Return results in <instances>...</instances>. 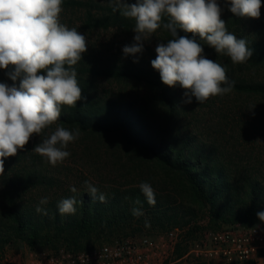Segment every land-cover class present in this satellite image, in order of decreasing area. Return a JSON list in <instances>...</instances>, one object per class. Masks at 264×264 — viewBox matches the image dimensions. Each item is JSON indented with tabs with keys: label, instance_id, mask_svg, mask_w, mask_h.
Here are the masks:
<instances>
[{
	"label": "trees",
	"instance_id": "obj_1",
	"mask_svg": "<svg viewBox=\"0 0 264 264\" xmlns=\"http://www.w3.org/2000/svg\"><path fill=\"white\" fill-rule=\"evenodd\" d=\"M125 3L133 4L136 0ZM229 7L228 16H221L227 30L238 39H245L252 50L253 55L246 64L264 70V36L247 24V17L235 16ZM62 9L85 14L83 28L86 30L120 28L131 32L135 29V20L123 16L122 6L112 0L105 3L63 0ZM167 21L165 16L155 33L169 40L173 37L163 28ZM178 35L192 38L182 30H178ZM196 39L204 52L212 54L214 61L226 67L229 81L234 82L229 94L264 99V81L234 78L226 64L231 59L216 53L199 37ZM218 55L226 62H221ZM73 67L83 98L75 107L62 106L60 118L52 125L78 128L86 137L115 141L127 155V173L134 179L107 190L97 187L106 197L105 202H100L77 185L62 189L61 181L45 173L48 167L38 157L27 158L25 153H20L18 157L7 158L10 163L4 161L5 171L0 177L3 194L0 250L5 245L23 243L36 252L45 247H51L55 253L60 247L74 253L90 252L142 232L165 233L188 224L198 212L206 214L212 231L264 224L257 216L258 212H264L262 158L248 151L253 158H244L237 146L226 140L230 135L226 124L216 126L213 138L192 132L186 114L188 98L183 101L177 92L182 87H168L152 66L140 65L132 59L122 65L105 67H92L80 60ZM11 71V68L0 69V83L18 87L19 78L11 80L8 75ZM97 79L143 84L152 91L154 106L149 107L143 102L146 100L139 98H100L96 94ZM220 120L225 121V116H220ZM229 138L233 139L234 135ZM155 170L162 173V182L152 174ZM142 182L153 188L155 205H150L142 193L139 187ZM72 187L77 189L76 193L71 191ZM30 192L36 193L35 199L28 197ZM73 196L77 199L76 213H59V202ZM43 197L49 201L41 206L46 209V215L35 211ZM133 209L142 214L133 215ZM198 229L194 226L187 230L184 241L174 250L173 264L187 255V240Z\"/></svg>",
	"mask_w": 264,
	"mask_h": 264
},
{
	"label": "clouds",
	"instance_id": "obj_2",
	"mask_svg": "<svg viewBox=\"0 0 264 264\" xmlns=\"http://www.w3.org/2000/svg\"><path fill=\"white\" fill-rule=\"evenodd\" d=\"M122 6V15L135 20V36L132 45L123 47L125 56H136L143 51V43L161 28L172 39L160 43L153 69L160 74L168 87L179 85L188 96L203 103L213 96L232 91L227 69L204 54L203 40L216 53L226 55L233 64L246 63L253 55L245 39L237 38L227 30L221 18L218 0H136ZM229 11L237 17L259 18L261 0H227ZM63 0H0V69L11 68V80L19 78V86L0 83V175L5 171L4 161L16 156L29 144L33 136L54 124L61 115V107H75L82 90L77 81L74 65L87 52V41L76 28H68L60 22ZM113 11H116L114 8ZM178 30L190 33L178 35ZM67 66V67H66ZM222 85H227L222 87ZM80 129L70 131L57 127L55 131L35 146L34 151L46 157L52 166L70 156L65 149L79 138ZM93 199L105 202V195L97 187L85 181ZM142 193L150 205H155L154 190L147 182L140 184ZM77 192L75 187L71 188ZM43 197L35 211L47 214L41 207L48 204ZM75 196L58 204L61 214H75ZM133 209V215H141ZM264 222V212H258Z\"/></svg>",
	"mask_w": 264,
	"mask_h": 264
},
{
	"label": "rangeland",
	"instance_id": "obj_3",
	"mask_svg": "<svg viewBox=\"0 0 264 264\" xmlns=\"http://www.w3.org/2000/svg\"><path fill=\"white\" fill-rule=\"evenodd\" d=\"M98 1L105 3L108 0ZM112 1L117 3V0ZM131 1L133 0H124V2ZM218 3L222 9L221 16H228L226 13L229 7L227 0H218ZM261 3L260 17L256 19L247 17V24L255 28V31L261 36H264V30H262V28L264 29V0H261ZM84 17L85 14L81 11L63 9L60 13V22L68 28H76L77 31L85 36L88 50L82 55L81 61L92 67L122 65L123 63H126L128 59H132L135 63L143 66H151V61L156 58V47L160 43H166L168 41V39L163 37L161 33H153L147 41H144L143 51L141 53L136 54V56H125L122 51L123 47L135 43L134 30L131 32L124 31L120 28H110L108 30H86L83 28ZM204 54L209 59L214 60L215 58L208 52H204ZM218 56L220 57L221 62H226L224 58L220 55ZM226 64L229 68V74L236 79L264 81V70L262 69L250 67L246 63L233 64L231 61H227ZM95 86L96 94L100 98H139L146 100L143 102L148 104L149 107L154 106L151 100L152 91L143 84L134 81L118 82L110 79H97L95 80ZM177 92L180 93L183 101L188 98V96L185 95V90L183 88H177ZM240 109H243L244 111H241ZM186 114L192 132L196 134L203 133L205 137L213 138L218 129L216 126L219 123L226 124L229 127V136L234 135L233 139L228 136L226 140H229L231 144L236 145L237 149L242 152L244 158H253L251 155L247 154L248 151L253 153L254 156H260L264 162V99L261 100L226 93L213 96L203 103H199L195 97H191V103H187ZM242 114L244 117L241 116ZM220 116H225V121L222 122ZM57 127L61 126H49L44 129L40 135L33 136L25 149L21 150L16 157H18L20 153H25L27 158L31 156L38 157L41 162L48 167V171L45 173L48 172L58 178L61 181L62 189L77 185L79 188L87 190L85 181H88L95 187H101L107 190L109 188L124 185L126 182L134 179V177L129 176L127 173V168L129 166L128 157L123 151V148H121L115 141L90 136L86 137L81 133L79 138L70 143L65 149L70 152V156L62 163L52 166L47 158L37 154L34 151V148L36 145L42 143L44 139L48 138ZM68 130L74 131L71 129ZM5 160L6 163H10L7 159ZM152 174L157 181L162 182V173L159 170L153 171ZM1 176L2 175H0V177ZM135 180L138 179L136 178ZM28 197L35 199L36 193L30 192ZM1 199H3V194L0 186V201ZM204 220H208L206 214L198 212L191 222L179 226V228H187V230L194 226L199 229L193 237L187 240L189 252L176 264H225L222 261H212L209 263L205 261L202 254L195 252V243L201 240L207 231L211 230L208 228V223L202 224ZM162 233L164 232H142L127 238H156ZM60 251H66L73 254L81 253L70 252L64 247L58 248L56 253ZM50 253H55L51 247H45L36 252L30 250L23 243L5 245L3 249L0 250V254L8 256L12 260H20L22 264H33L36 256ZM173 261L174 255H172L167 264H173ZM251 262L253 264H264V255H258Z\"/></svg>",
	"mask_w": 264,
	"mask_h": 264
},
{
	"label": "built area",
	"instance_id": "obj_4",
	"mask_svg": "<svg viewBox=\"0 0 264 264\" xmlns=\"http://www.w3.org/2000/svg\"><path fill=\"white\" fill-rule=\"evenodd\" d=\"M208 223L204 220L202 224ZM187 228H173L156 238H127L103 245L88 253L41 254L33 264H167L178 244L184 241ZM195 252L205 261H222L225 264H244L264 255V224L244 228L235 226L207 231L195 243ZM0 264H22L0 254Z\"/></svg>",
	"mask_w": 264,
	"mask_h": 264
}]
</instances>
